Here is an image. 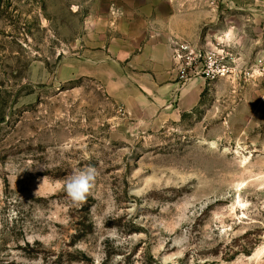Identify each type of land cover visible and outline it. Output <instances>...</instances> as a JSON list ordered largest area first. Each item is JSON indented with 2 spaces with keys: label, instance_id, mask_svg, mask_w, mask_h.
I'll return each mask as SVG.
<instances>
[{
  "label": "rangeland",
  "instance_id": "374dc122",
  "mask_svg": "<svg viewBox=\"0 0 264 264\" xmlns=\"http://www.w3.org/2000/svg\"><path fill=\"white\" fill-rule=\"evenodd\" d=\"M178 14L230 71L179 117L111 57ZM0 264H264V0H0Z\"/></svg>",
  "mask_w": 264,
  "mask_h": 264
},
{
  "label": "crops",
  "instance_id": "0c3cea01",
  "mask_svg": "<svg viewBox=\"0 0 264 264\" xmlns=\"http://www.w3.org/2000/svg\"><path fill=\"white\" fill-rule=\"evenodd\" d=\"M185 20L178 14L170 19L168 26L150 25L147 27L148 38L126 41L120 52L111 51L112 60L118 67L127 62L126 71L131 73L133 89L148 90L165 98L176 95L174 102L178 106V117L199 106L208 84L204 79H196L181 88L178 83L172 62L173 37L182 34L180 28Z\"/></svg>",
  "mask_w": 264,
  "mask_h": 264
},
{
  "label": "built area",
  "instance_id": "2783aa9c",
  "mask_svg": "<svg viewBox=\"0 0 264 264\" xmlns=\"http://www.w3.org/2000/svg\"><path fill=\"white\" fill-rule=\"evenodd\" d=\"M172 62L181 88L196 79L215 81L226 77L229 69L219 64L213 53L195 51L187 44L176 43L172 48Z\"/></svg>",
  "mask_w": 264,
  "mask_h": 264
},
{
  "label": "clouds",
  "instance_id": "9594fccd",
  "mask_svg": "<svg viewBox=\"0 0 264 264\" xmlns=\"http://www.w3.org/2000/svg\"><path fill=\"white\" fill-rule=\"evenodd\" d=\"M95 180L96 169L91 166L75 171L66 179L64 190L74 206L79 207L87 202Z\"/></svg>",
  "mask_w": 264,
  "mask_h": 264
}]
</instances>
